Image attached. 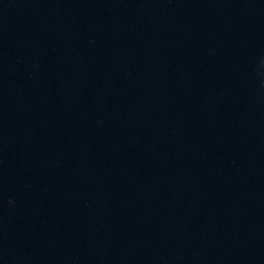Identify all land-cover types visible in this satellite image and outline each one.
Returning a JSON list of instances; mask_svg holds the SVG:
<instances>
[{
	"label": "water",
	"instance_id": "95a60500",
	"mask_svg": "<svg viewBox=\"0 0 264 264\" xmlns=\"http://www.w3.org/2000/svg\"><path fill=\"white\" fill-rule=\"evenodd\" d=\"M0 264H264V0H0Z\"/></svg>",
	"mask_w": 264,
	"mask_h": 264
}]
</instances>
